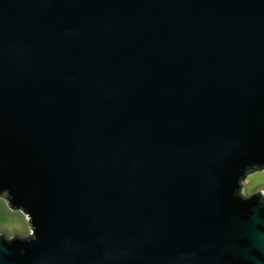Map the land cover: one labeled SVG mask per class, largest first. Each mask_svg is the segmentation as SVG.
<instances>
[{
    "label": "water",
    "instance_id": "95a60500",
    "mask_svg": "<svg viewBox=\"0 0 264 264\" xmlns=\"http://www.w3.org/2000/svg\"><path fill=\"white\" fill-rule=\"evenodd\" d=\"M264 0H0V264H264Z\"/></svg>",
    "mask_w": 264,
    "mask_h": 264
},
{
    "label": "clouds",
    "instance_id": "9594fccd",
    "mask_svg": "<svg viewBox=\"0 0 264 264\" xmlns=\"http://www.w3.org/2000/svg\"><path fill=\"white\" fill-rule=\"evenodd\" d=\"M243 187L240 194L248 198L256 193L264 195V172L248 176L241 182ZM31 217L22 209L13 211L8 202L0 198V235H4L8 241L17 236L21 239L35 238V229L30 224Z\"/></svg>",
    "mask_w": 264,
    "mask_h": 264
},
{
    "label": "rangeland",
    "instance_id": "374dc122",
    "mask_svg": "<svg viewBox=\"0 0 264 264\" xmlns=\"http://www.w3.org/2000/svg\"><path fill=\"white\" fill-rule=\"evenodd\" d=\"M260 172H264V170H257V171H253V172H250V173H248V174H246L245 175V177H244V179L243 180H241V182L242 181H246L247 180V178H248V176H250V175H255V174H257V173H260ZM242 184V183H241ZM242 187H243V184H242ZM0 198H2V197H0ZM3 200H5L4 198H2ZM6 201V200H5ZM16 210H20V209H13V211H16ZM31 224V223H30ZM32 226V225H31ZM4 236V235H3ZM5 237V236H4Z\"/></svg>",
    "mask_w": 264,
    "mask_h": 264
},
{
    "label": "flooded vegetation",
    "instance_id": "af4514ba",
    "mask_svg": "<svg viewBox=\"0 0 264 264\" xmlns=\"http://www.w3.org/2000/svg\"><path fill=\"white\" fill-rule=\"evenodd\" d=\"M0 196H3L5 199H6V196H7V192L6 191H3L0 193ZM7 200V199H6Z\"/></svg>",
    "mask_w": 264,
    "mask_h": 264
}]
</instances>
